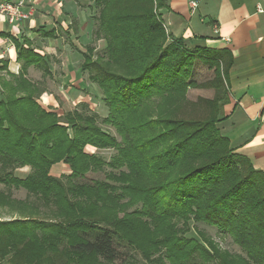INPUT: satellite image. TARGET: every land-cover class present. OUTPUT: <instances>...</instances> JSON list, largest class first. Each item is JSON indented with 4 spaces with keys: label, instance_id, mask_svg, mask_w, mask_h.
I'll use <instances>...</instances> for the list:
<instances>
[{
    "label": "trees",
    "instance_id": "obj_1",
    "mask_svg": "<svg viewBox=\"0 0 264 264\" xmlns=\"http://www.w3.org/2000/svg\"><path fill=\"white\" fill-rule=\"evenodd\" d=\"M90 1L94 40L105 47L87 46L80 68L101 92L100 121L83 102L62 116L43 108L44 89L27 70L51 75L53 57L25 34L0 32L20 63L14 74L0 60V184L34 197L0 191V207L27 214L0 219V264H128L130 250L142 264H264V172L217 127L230 51L170 34L159 12L169 0ZM34 32L55 36L44 25ZM197 61L211 79L192 78ZM196 87L213 97L188 100ZM87 146L114 153L106 160ZM59 162L69 174L50 173ZM26 166L25 177L14 176ZM89 172L105 179L80 182ZM39 203L53 205L42 218L32 215ZM191 221L229 236L243 254L200 231L188 235Z\"/></svg>",
    "mask_w": 264,
    "mask_h": 264
},
{
    "label": "crops",
    "instance_id": "obj_2",
    "mask_svg": "<svg viewBox=\"0 0 264 264\" xmlns=\"http://www.w3.org/2000/svg\"><path fill=\"white\" fill-rule=\"evenodd\" d=\"M24 1L27 7L23 11L30 12L27 8L33 4L37 14L33 13V9L29 17L14 24L0 18V32H9L17 37L25 34L34 38L37 35L34 29L38 26L54 28V37H38L36 51L53 57L54 69L50 70L52 80L58 79L66 86L71 84L68 89H86L80 64L74 68L73 62H77L73 60L74 52L67 53L62 46L65 42L70 47L74 46L78 38L87 45L93 44L95 51L105 47L104 40H93V23L90 19H84L86 12L76 15L78 12H71L72 8H69L70 1L68 3L65 0ZM192 1L197 3L193 12L190 10ZM159 12L168 32L174 37L189 39L193 45L230 51L232 62L227 73L228 88L221 102L217 127L230 140L235 152L245 155L255 169L264 172V0H169L168 8H162ZM75 17L81 18L77 24ZM73 21L77 29L71 25ZM74 34L77 35L74 36L75 41L72 40ZM83 47L79 46L78 50L84 52ZM1 59L7 61L10 72L16 74L19 71L20 63L16 60L15 48L3 38H0ZM35 70L29 67L27 76ZM195 70L196 74L203 72L200 67ZM197 89H207L213 95V89ZM45 93L46 106L54 108L56 101L53 93Z\"/></svg>",
    "mask_w": 264,
    "mask_h": 264
},
{
    "label": "rangeland",
    "instance_id": "obj_3",
    "mask_svg": "<svg viewBox=\"0 0 264 264\" xmlns=\"http://www.w3.org/2000/svg\"><path fill=\"white\" fill-rule=\"evenodd\" d=\"M6 1H15V0H6ZM17 1H22L23 3V9L24 7L26 8L27 5L25 4L24 0H17ZM66 2L69 3V8H72L71 12L73 11H77L78 13H76V15H79L80 12L85 11L86 13V18L84 19H90L93 23V28H94V20H93V15L95 14V10L94 8H92V2L90 0H65ZM29 5V4H28ZM31 7H28L27 10L30 9V12L33 11V4H31ZM35 11L33 13L37 14V10L34 9ZM82 10V11H81ZM84 15V13H82ZM70 15V14H69ZM26 19V18H25ZM81 18H77L75 17V23L77 24L78 21H80ZM74 20V19H72ZM74 29L76 28L74 21L73 24H71ZM77 29V28H76ZM81 33V32H80ZM92 34H93V29H92ZM77 36L76 34H74L72 36V40L75 41L76 40V44H73L74 46H69L68 42H65L64 45L62 44L63 47L66 48L67 53H72V51L74 52L73 54V60L77 61V62H73L74 63V68H77L79 66V64L82 63L83 61V56H82V52L81 50L79 51V46H84L83 48L84 51L86 50L87 46H90L93 44H86L83 39L79 41L78 38L74 37ZM41 37L39 35H36V37H30V39H32L33 42V47H36V44L39 42V38ZM76 38V39H75ZM75 39V40H74ZM93 40H94V35H93ZM101 40V39H99ZM103 40V39H102ZM95 41V40H94ZM98 41V40H97ZM96 42V41H95ZM85 44V45H84ZM97 44V43H95ZM63 47H61V49H63ZM82 49V48H81ZM58 67V65H57ZM80 67V66H79ZM201 68L203 71L202 74H196V70L197 68ZM37 69V68H35ZM54 67H52V62H51V70H53ZM194 72H193V76L192 78L197 82V83H201L204 81H207V79L209 80V77H211V75L213 74V70L212 69H208L206 67H202L201 63L197 61V64L195 66ZM81 70V68H80ZM39 71V72H38ZM57 68H56V72H57ZM209 71V72H208ZM82 77L85 78V82H83V85L86 84L87 88L86 89H68V85L70 86L71 84H68L66 86V84H61L60 82H58V79H56L54 81V79L52 80L53 76L52 75H46L43 74V72L39 69H37V71L35 70L34 72H29V79L31 81H34L35 83H38V85L44 89V91L42 93L39 94V96L37 97V101L38 103L43 107L46 108L47 110H52L55 111L58 116H62L64 115L66 112L73 110L74 108L77 107L78 103L83 102L88 104V109L89 111H92L94 113H96L99 116V121L104 118L107 114V108L104 105L103 101L101 100V92L99 90V88L94 84H91L87 78V73L82 71ZM6 80L10 79L8 75L4 74L3 76ZM57 78V77H56ZM74 84V83H73ZM89 84V86H88ZM85 86V87H86ZM89 87V88H88ZM199 87H196L195 90L191 89L188 90L187 92V98L190 101H196L198 97H204V98H212L213 95L210 91H205V89H197ZM210 89V88H209ZM49 94L48 92L53 93L52 95L55 98V107L51 108L46 106L47 105V97H46V93ZM104 128H107L112 134H115L113 128L108 127L103 125ZM85 151L88 153H100L101 155H103L105 157L106 160H108L109 156H111L114 153L113 149H105V150H98L94 147L91 146H87L85 148ZM108 170V168H106ZM30 172V167L26 166L23 168H18L16 170H14L13 174L16 177H25L28 173ZM70 169L69 167L62 163H56L54 164L51 169H50V173L54 176H60V175H65V174H69ZM105 179V175L102 172H89L85 175L84 178L79 179L80 182H86V183H91L93 180H104ZM0 191H3L4 193H6L8 196H10L12 199H16V200H23V201H28V202H33L34 197L32 195H30L25 189L22 188H15L12 186H4L3 184H0ZM14 203V202H13ZM17 204V203H14ZM39 209L38 210H34L32 211V215L34 214V216L36 217H41V214H47L48 210H52L53 205L46 207L45 205H43L42 203L38 204ZM15 209V208H14ZM12 210V209H11ZM10 209L8 208H2L0 207V219L2 220H6V219H10L11 217H19V216H25L27 214H20V212H16L15 210H12L11 212ZM15 211V212H13ZM13 213H15L13 215ZM39 213V214H38ZM42 218V217H41ZM190 232L188 233V235H194L196 231H200L199 233H202L203 235H205L207 238L211 239L212 241H214L218 247H220L223 250H226L227 252L233 253V254H243L242 250L233 243L232 239L229 236H223L222 234H220L218 232V230L214 227H210L207 226L205 224L202 223H193L192 221L190 222ZM128 256V264H142L144 261L142 260L140 254L132 252V250H130Z\"/></svg>",
    "mask_w": 264,
    "mask_h": 264
},
{
    "label": "built area",
    "instance_id": "obj_4",
    "mask_svg": "<svg viewBox=\"0 0 264 264\" xmlns=\"http://www.w3.org/2000/svg\"><path fill=\"white\" fill-rule=\"evenodd\" d=\"M23 3L22 1H6L0 0V18L8 22L9 24L18 23L19 21L29 17L31 13L29 11H23ZM197 3L195 1L190 2V10L194 11ZM215 31L217 30L214 27Z\"/></svg>",
    "mask_w": 264,
    "mask_h": 264
}]
</instances>
